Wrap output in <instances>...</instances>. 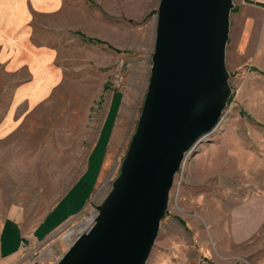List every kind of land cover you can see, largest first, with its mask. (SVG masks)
I'll return each instance as SVG.
<instances>
[{"label":"rangeland","instance_id":"obj_1","mask_svg":"<svg viewBox=\"0 0 264 264\" xmlns=\"http://www.w3.org/2000/svg\"><path fill=\"white\" fill-rule=\"evenodd\" d=\"M63 1L60 17H40V44L59 48L62 83L0 137V225L11 215L27 231L36 225L83 171L105 98L113 94L114 104L88 180L61 213L86 206L43 246L23 248L25 264H55L109 192L151 67L159 0ZM232 1L229 102L175 173L145 264H264V0ZM2 90L0 118L8 100ZM67 229L73 232L65 236Z\"/></svg>","mask_w":264,"mask_h":264},{"label":"water","instance_id":"obj_2","mask_svg":"<svg viewBox=\"0 0 264 264\" xmlns=\"http://www.w3.org/2000/svg\"><path fill=\"white\" fill-rule=\"evenodd\" d=\"M232 6L159 0L148 84L119 171L55 264H145L175 173L227 103Z\"/></svg>","mask_w":264,"mask_h":264},{"label":"crops","instance_id":"obj_3","mask_svg":"<svg viewBox=\"0 0 264 264\" xmlns=\"http://www.w3.org/2000/svg\"><path fill=\"white\" fill-rule=\"evenodd\" d=\"M63 2L0 0V88L8 98L5 113L0 118V137L17 130L27 115L48 101L62 83L64 71L57 62L59 48L40 44V17H60ZM113 96L110 94L104 100V114L88 152L85 167L66 191L43 213L30 231L19 224L20 219L16 215L8 216L1 223L0 259L4 264H25V258L21 256L22 241L25 246H43L52 233L86 206L88 201L61 213L65 210L66 202L71 201L76 191L88 180L93 153L103 136L107 135L104 129L113 109ZM109 140L104 138L101 144L102 148L106 144L101 164L104 162ZM96 182L94 180L91 193ZM8 229L11 232L9 234L6 233ZM13 232L19 235V241L15 240Z\"/></svg>","mask_w":264,"mask_h":264},{"label":"bare ground","instance_id":"obj_4","mask_svg":"<svg viewBox=\"0 0 264 264\" xmlns=\"http://www.w3.org/2000/svg\"><path fill=\"white\" fill-rule=\"evenodd\" d=\"M89 217H90L89 219H87L86 221H83V222L80 224L78 230H82V229H83V228L89 223V221H91V219H92V217H93V213H92V215L89 216ZM72 232H73L72 229H67L63 234H64L65 236H67V235L71 234Z\"/></svg>","mask_w":264,"mask_h":264},{"label":"built area","instance_id":"obj_5","mask_svg":"<svg viewBox=\"0 0 264 264\" xmlns=\"http://www.w3.org/2000/svg\"><path fill=\"white\" fill-rule=\"evenodd\" d=\"M94 214H95V212L93 213V215H94ZM80 231H81V230H79V233H80ZM79 233H78V234H79ZM78 234L75 236V238L78 236ZM75 238H74V239H75ZM74 239H73V240H74ZM20 247H21V249H23V248L26 247V246L24 245V242H23V241L21 242V246H20Z\"/></svg>","mask_w":264,"mask_h":264},{"label":"trees","instance_id":"obj_6","mask_svg":"<svg viewBox=\"0 0 264 264\" xmlns=\"http://www.w3.org/2000/svg\"><path fill=\"white\" fill-rule=\"evenodd\" d=\"M94 41H99V40H94ZM227 102H229V100H227Z\"/></svg>","mask_w":264,"mask_h":264}]
</instances>
